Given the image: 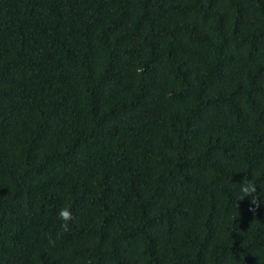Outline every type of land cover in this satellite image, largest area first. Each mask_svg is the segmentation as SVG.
<instances>
[{
    "label": "trees",
    "instance_id": "obj_1",
    "mask_svg": "<svg viewBox=\"0 0 264 264\" xmlns=\"http://www.w3.org/2000/svg\"><path fill=\"white\" fill-rule=\"evenodd\" d=\"M244 178L264 0H0V264H264Z\"/></svg>",
    "mask_w": 264,
    "mask_h": 264
},
{
    "label": "clouds",
    "instance_id": "obj_2",
    "mask_svg": "<svg viewBox=\"0 0 264 264\" xmlns=\"http://www.w3.org/2000/svg\"><path fill=\"white\" fill-rule=\"evenodd\" d=\"M142 71V69H138ZM257 183L252 178L243 179L242 182L238 183V196L240 201L250 198V203L254 206L251 211L255 212L264 200L261 199L264 196V192H257ZM58 218L60 223V233H66L70 231L71 224L75 221L76 217L70 207H62L58 212Z\"/></svg>",
    "mask_w": 264,
    "mask_h": 264
}]
</instances>
